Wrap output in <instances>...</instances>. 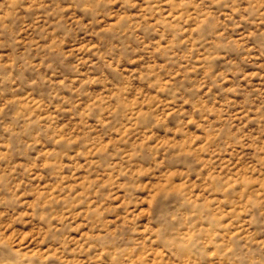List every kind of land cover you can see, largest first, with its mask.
Wrapping results in <instances>:
<instances>
[{"label":"rangeland","instance_id":"1","mask_svg":"<svg viewBox=\"0 0 264 264\" xmlns=\"http://www.w3.org/2000/svg\"><path fill=\"white\" fill-rule=\"evenodd\" d=\"M0 264H264V0H0Z\"/></svg>","mask_w":264,"mask_h":264}]
</instances>
